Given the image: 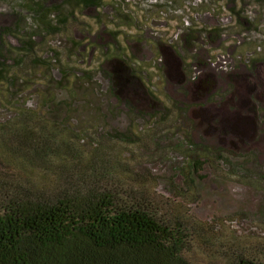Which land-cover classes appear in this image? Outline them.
<instances>
[{"label":"rangeland","instance_id":"obj_1","mask_svg":"<svg viewBox=\"0 0 264 264\" xmlns=\"http://www.w3.org/2000/svg\"><path fill=\"white\" fill-rule=\"evenodd\" d=\"M70 1L0 0V62L15 67L18 38H31L32 56L22 65L36 63L30 76L19 74L18 100L34 106L43 82H58L67 69L78 73H70L66 85L87 89L76 105L84 109L90 100L119 107L104 65L120 58L143 83L133 101L144 115L130 127V141L109 143L114 166L124 157L133 172L143 171L155 195L182 203L207 227V238L261 242L263 247L264 0H95L87 8H73ZM36 5L41 12L35 13ZM78 78L87 81L73 88ZM4 90L1 82L0 123L12 116ZM143 92L170 108L177 123L168 127L147 115L151 110ZM55 97L63 100L66 94L58 88ZM120 108L117 117L107 116L109 131L93 132L98 115L89 108L75 114L74 124L79 129V121H87V128L80 129L87 139L112 130L124 133L129 112ZM152 132L153 145L131 146ZM199 144L220 151L194 174L187 152ZM185 193L189 197L184 199Z\"/></svg>","mask_w":264,"mask_h":264},{"label":"trees","instance_id":"obj_2","mask_svg":"<svg viewBox=\"0 0 264 264\" xmlns=\"http://www.w3.org/2000/svg\"><path fill=\"white\" fill-rule=\"evenodd\" d=\"M94 1L69 3L87 8ZM39 12L41 6L36 5L35 13ZM18 40L20 57L15 58V67L0 62V83L5 85L4 98L12 115L7 123H0V264H264L261 242L207 238V227L189 216L182 203L155 195L143 171L133 172L124 157L114 166L109 143L130 141V127L144 115L138 100L133 101L143 83L125 61L111 57L104 65L119 107L106 104L104 108L90 100L84 101V109L76 105L87 89L66 85L69 74L78 73L67 69H62L58 82L45 80L36 93V104L28 107L17 98L19 74L30 76L27 73L34 72L36 63L22 65L33 48L31 38ZM86 81L75 79L73 88ZM58 88L65 99H56ZM143 95L151 110L147 115L157 116L168 127L177 123L170 108H162L147 92ZM124 106L130 123L124 133L112 130L87 139V132L80 130L87 128V121H79V129L74 124L75 114L89 108L98 115L93 132L109 131L107 116L117 117ZM155 135L152 132L146 141L131 146L153 145ZM216 151L220 150L193 146L187 152L190 172L208 165Z\"/></svg>","mask_w":264,"mask_h":264},{"label":"flooded vegetation","instance_id":"obj_3","mask_svg":"<svg viewBox=\"0 0 264 264\" xmlns=\"http://www.w3.org/2000/svg\"><path fill=\"white\" fill-rule=\"evenodd\" d=\"M3 33H2V35H8L9 34V32H6V31H2ZM215 120H216V118L214 119V123L213 124H217L218 125V123L217 122H215Z\"/></svg>","mask_w":264,"mask_h":264}]
</instances>
